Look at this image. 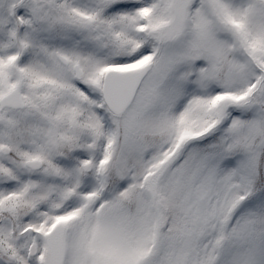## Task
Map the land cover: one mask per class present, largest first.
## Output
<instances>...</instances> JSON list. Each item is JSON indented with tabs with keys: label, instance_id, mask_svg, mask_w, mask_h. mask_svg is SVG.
I'll return each mask as SVG.
<instances>
[{
	"label": "snow or ice",
	"instance_id": "snow-or-ice-1",
	"mask_svg": "<svg viewBox=\"0 0 264 264\" xmlns=\"http://www.w3.org/2000/svg\"><path fill=\"white\" fill-rule=\"evenodd\" d=\"M0 264H264V0H0Z\"/></svg>",
	"mask_w": 264,
	"mask_h": 264
}]
</instances>
